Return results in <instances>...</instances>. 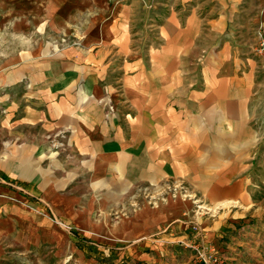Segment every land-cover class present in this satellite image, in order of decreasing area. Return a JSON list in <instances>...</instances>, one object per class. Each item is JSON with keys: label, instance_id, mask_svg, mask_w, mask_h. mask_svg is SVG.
<instances>
[{"label": "crops", "instance_id": "1", "mask_svg": "<svg viewBox=\"0 0 264 264\" xmlns=\"http://www.w3.org/2000/svg\"><path fill=\"white\" fill-rule=\"evenodd\" d=\"M149 2L144 26L102 2L80 45L7 66L0 264H99L63 216L120 244L123 264H264V0ZM50 131L66 146L52 151ZM184 190L214 212L195 215Z\"/></svg>", "mask_w": 264, "mask_h": 264}, {"label": "rangeland", "instance_id": "2", "mask_svg": "<svg viewBox=\"0 0 264 264\" xmlns=\"http://www.w3.org/2000/svg\"><path fill=\"white\" fill-rule=\"evenodd\" d=\"M108 1L117 4L120 0H0V155L5 152L7 137L11 136V132H7L5 124V94L4 87H2L4 86L2 79L7 66L13 63L16 65V61L25 58L60 54L71 46L80 45L81 43L76 41L78 35L75 29H78L81 23H87L88 14L96 12L101 6L99 3H108ZM121 1L127 2L131 6L139 26H144L145 22H150L153 6L149 0ZM15 100L20 102L21 96H15ZM109 108L110 110L114 109L113 106ZM20 115L21 112H15L13 119H18ZM14 122L16 124V121ZM14 131V137L21 134L16 129ZM20 131L21 129H19ZM29 131L31 135H39L40 132L45 134V131L34 127H31ZM59 134L52 131L46 133L52 151L66 146V143L59 140ZM14 145L16 146V143ZM0 180L3 178L0 177ZM197 197L202 202L201 205L208 208L207 210L205 207L200 209L198 204L193 202V213L195 215L212 214L215 210L214 205L201 200L198 195ZM161 199L162 197L157 201ZM190 199L192 200V198ZM157 201L152 200V202ZM209 208H213V210L208 211ZM54 219L63 231L72 237L79 248L86 250L99 264L124 263L118 255L121 248L120 244L107 246L88 239L81 235L78 226L67 217H54ZM74 256L71 254L67 258L63 257V264H75L76 258ZM64 259L67 261L65 262ZM200 259L202 264H214L217 261L202 253ZM18 264H57V259L55 260L48 253H42V251L39 253L31 252L29 256L22 258Z\"/></svg>", "mask_w": 264, "mask_h": 264}, {"label": "built area", "instance_id": "3", "mask_svg": "<svg viewBox=\"0 0 264 264\" xmlns=\"http://www.w3.org/2000/svg\"><path fill=\"white\" fill-rule=\"evenodd\" d=\"M258 38H259V46H258V51L260 53L264 54V30L260 29L257 33ZM182 195H184V197L186 198H192L193 202H195L196 204H198V208H204L205 206L201 205L202 202L198 200V197L196 194H192V193H188L187 191H182ZM208 207H205V209L207 210ZM213 208H209L208 211H212ZM206 264H210V263H206Z\"/></svg>", "mask_w": 264, "mask_h": 264}, {"label": "bare ground", "instance_id": "4", "mask_svg": "<svg viewBox=\"0 0 264 264\" xmlns=\"http://www.w3.org/2000/svg\"><path fill=\"white\" fill-rule=\"evenodd\" d=\"M224 203V202H223Z\"/></svg>", "mask_w": 264, "mask_h": 264}]
</instances>
